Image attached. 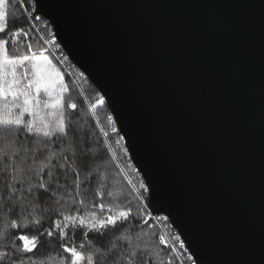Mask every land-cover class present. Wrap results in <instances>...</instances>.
Instances as JSON below:
<instances>
[{
  "label": "water",
  "instance_id": "95a60500",
  "mask_svg": "<svg viewBox=\"0 0 264 264\" xmlns=\"http://www.w3.org/2000/svg\"><path fill=\"white\" fill-rule=\"evenodd\" d=\"M46 2L33 15L66 23L56 40L159 185L152 216L196 264H264V0Z\"/></svg>",
  "mask_w": 264,
  "mask_h": 264
},
{
  "label": "snow or ice",
  "instance_id": "6c2138e0",
  "mask_svg": "<svg viewBox=\"0 0 264 264\" xmlns=\"http://www.w3.org/2000/svg\"><path fill=\"white\" fill-rule=\"evenodd\" d=\"M14 3L17 0H0V264H172L161 260L162 249L144 232L149 218L169 219L152 216L149 210L151 203L154 211H167L156 198L159 185L146 173L136 184L128 180L133 185L129 196L121 200L114 195L111 160L106 159L111 145L101 147L102 141L75 118L82 93L65 81L59 58L53 63L49 56L54 54L43 46L56 45L57 32L64 35L66 23L52 16L57 32L50 39L41 36L43 44L34 50L28 36L40 31L32 21L41 16L33 13L49 16V5L28 0L24 23L10 27ZM18 3L22 6L25 0ZM85 101L88 119L96 118V124L99 108L108 104L116 112V119L110 114L105 119L106 127L118 135L117 145L125 136L133 139L107 90L92 100L83 97L79 104ZM121 130L124 135H119ZM100 132L109 136L103 127ZM173 240L167 244L170 251L176 243L185 248L179 236ZM159 242L164 244L165 238L160 236Z\"/></svg>",
  "mask_w": 264,
  "mask_h": 264
},
{
  "label": "trees",
  "instance_id": "16d2710c",
  "mask_svg": "<svg viewBox=\"0 0 264 264\" xmlns=\"http://www.w3.org/2000/svg\"><path fill=\"white\" fill-rule=\"evenodd\" d=\"M25 7H29L28 0H25V3L22 6L18 3V0L17 3H14L10 6V27L12 25L20 26L24 23V16L22 13ZM32 23H34L36 28H38L40 31L38 33H29L27 42L33 44L34 50H39L40 46L43 44V41L40 39V37L42 36L45 39H49L51 36L50 34L53 32V28L43 17H41L40 20L32 21ZM45 24H47V28L44 27ZM24 43L25 41L21 40V51H23ZM43 46L46 47L45 45ZM15 47L16 46H12L13 51H15ZM56 47H59V44H57ZM45 55H48V53L46 52ZM49 59H52L53 63H57V60L54 58V56H49ZM57 66L60 68L61 72L65 74V81L68 82L70 86H78L82 93L81 97L77 99L80 115L76 116L75 118L78 121H81L84 126L89 129L94 138L102 141L100 145L101 147L111 145V151L108 152V156L106 158L107 160H111V166L109 168V180L110 184L113 186L111 187V190L113 191L114 195L120 196V199L123 200L126 196H129L132 190L133 185L128 184V180L130 179L132 180L133 184H136V182L139 179H142V177L139 171H137V168H135L129 153L127 156L124 154V148H127L124 140L121 141L120 145H117L115 141L118 139V135L112 133L110 127H106L107 121L105 116L106 114L112 115L111 109L109 105L106 104L104 107L97 110V118L100 121L99 124H96V118L89 120L88 116L90 113L86 114L87 101H85V103L81 106L79 104V100L83 97H88L89 100H92L97 94L101 95L100 91L95 88L89 78H86L85 76L81 77V71L78 67L75 66L70 71V73H67L65 68L59 63ZM93 125H95V127H93ZM102 127L105 128V130L109 133L107 138H105L103 133L100 132V128ZM119 135H122L121 132ZM113 152L115 153V159H112ZM117 165L119 167H117ZM121 168L124 169L122 173L120 172ZM130 198L134 200V195H132ZM162 231L167 233V235L170 237V240L173 242V237L178 236L175 230L172 229L169 220L166 222H159L149 218V224L144 226V232L148 233L150 236V242H154L162 249L161 260H171L172 264H182L174 251H170L166 245L160 244L159 237L162 236ZM78 242L79 241H77V243ZM180 258H184V260H186V262L183 260L184 264H195L194 259L189 260L183 256Z\"/></svg>",
  "mask_w": 264,
  "mask_h": 264
},
{
  "label": "built area",
  "instance_id": "2783aa9c",
  "mask_svg": "<svg viewBox=\"0 0 264 264\" xmlns=\"http://www.w3.org/2000/svg\"><path fill=\"white\" fill-rule=\"evenodd\" d=\"M53 32H54V31H53ZM50 38H51V36H50ZM50 38H49V39H50ZM56 41H57V40H56ZM57 44H59L58 41H57L56 45H45V46H46V48H49V49L51 50V52L54 54V57H55V58H59V64L65 68L66 72H67V73H70V71H71L76 65H74V64L70 61V59H69L67 53L63 50V48L61 47V45H59V47H56ZM55 48H56V49H55ZM65 56H67V60H64V59H63V57H65ZM56 60H57V59H56ZM76 67H77V66H76ZM176 233H177V232H176ZM177 235L179 236L178 233H177ZM162 236L165 238V243H164L163 245H166V246H167V244H172V243H174L173 241L170 240V238L168 237V235H167L166 233H163ZM179 237H180V236H179ZM180 240H181V238H180ZM181 241H182V240H181ZM174 252H175L176 254L180 255V256H183V257L187 258V259H188L189 256L192 257L191 252H190L189 248H188L186 245H185V248H184V249H180V248H179V244L176 243V249H175ZM192 259H194V258H192ZM195 264H196V263H195Z\"/></svg>",
  "mask_w": 264,
  "mask_h": 264
},
{
  "label": "rangeland",
  "instance_id": "374dc122",
  "mask_svg": "<svg viewBox=\"0 0 264 264\" xmlns=\"http://www.w3.org/2000/svg\"><path fill=\"white\" fill-rule=\"evenodd\" d=\"M149 210H150V208H149ZM163 233H165V232H164V231H162V234H163ZM166 234H167V233H166ZM168 237H169V236H168ZM169 238H170V237H169ZM176 255H177V256H178V258L180 259L181 263H182V264H184V263H183V260H184V258H180L181 256H180V255H178V254H176ZM184 261L186 262V260H184Z\"/></svg>",
  "mask_w": 264,
  "mask_h": 264
}]
</instances>
